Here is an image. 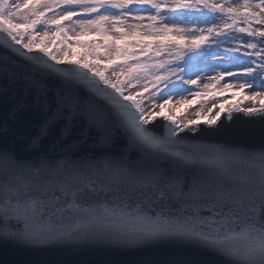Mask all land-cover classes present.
<instances>
[{"label":"snow or ice","instance_id":"6c2138e0","mask_svg":"<svg viewBox=\"0 0 264 264\" xmlns=\"http://www.w3.org/2000/svg\"><path fill=\"white\" fill-rule=\"evenodd\" d=\"M45 12L54 35L99 33L122 61L104 56L101 68L100 46L79 40L85 53L69 59V47L59 57L47 31L22 43L20 29ZM29 14L30 24L13 22ZM109 31L144 40L135 39L138 52L113 48ZM0 35L24 62L16 69L12 53L0 59L19 88L0 119V243L134 248L171 239L217 264H264V0H0ZM53 75L62 78L55 89L46 83ZM233 90L242 99L220 103L205 128L198 120L216 104L194 118L165 111L177 97L191 106ZM234 113L259 124L258 146L195 142L255 131L225 124ZM118 137L125 144L116 151Z\"/></svg>","mask_w":264,"mask_h":264},{"label":"water","instance_id":"95a60500","mask_svg":"<svg viewBox=\"0 0 264 264\" xmlns=\"http://www.w3.org/2000/svg\"><path fill=\"white\" fill-rule=\"evenodd\" d=\"M10 43H12V48H20L21 51L27 52L22 45H16L11 41ZM33 51L38 52V49L34 48ZM6 52L12 53V50L6 48L4 36L0 35V59L4 57ZM12 55L16 59L10 62L11 68L22 69L24 66L23 58L16 56L15 53H12ZM17 60L22 62L17 63ZM57 67L65 69L70 65L64 63L57 65ZM46 83L49 88L55 89L61 85L62 78L53 75L46 79ZM0 90L7 92V95L0 97V119H3L12 102L11 97L16 96L19 91L17 85H13L10 80H5L3 64H0ZM223 115L222 113L221 119H223ZM233 115L235 117L234 122L225 119L224 123H231L233 128L255 129V131L248 135H202L193 137V139L197 143L216 144L225 147L258 146L261 142L259 124L246 123L247 118L239 113ZM205 121L198 120L201 128L206 127ZM159 123L162 125L164 121L160 120ZM157 131L162 133L163 128L159 127ZM191 135L189 134V136ZM51 140V136L45 140L44 145L46 148L51 146ZM124 144L123 138L118 137L115 141L114 150L119 151ZM24 154V152L21 153V155ZM160 261H170L172 264H217V258L212 254L171 239L150 242L134 248H112L91 244L22 247L11 242L7 244L0 243V264H158Z\"/></svg>","mask_w":264,"mask_h":264},{"label":"rangeland","instance_id":"374dc122","mask_svg":"<svg viewBox=\"0 0 264 264\" xmlns=\"http://www.w3.org/2000/svg\"><path fill=\"white\" fill-rule=\"evenodd\" d=\"M18 2L24 3V0H18ZM23 11H26V10L22 9V12ZM143 15H147V14L145 13ZM51 17H52L51 12H45L44 17L41 19V22L39 24H37L34 28H28V29L21 28L20 31L23 33L22 43H27L28 39L31 36H37V37L44 36L45 31H47V36H45L46 46L51 51H53L56 55H58L59 57H63L64 50H68L69 47H70L69 59H72L71 51H75L77 53H85L86 50L83 47H81L80 44L77 43V40H79V41L93 43L95 45L100 46V49H101L100 67L101 68H103L104 64L106 63V60L103 59L104 56L110 55L113 58V60L115 61V63H117V64H119L122 61V58L115 57L114 51L113 52L106 51L105 42L101 38L99 33L88 32V33H85L83 35L76 36V35H74L73 32L69 31L68 37L54 35V33L57 32V27L55 25H52L49 22ZM32 18L33 17L29 14V18L27 21L22 20V19H14L13 22L18 23V24H25V23L30 24ZM129 22H131V20ZM62 23L64 24L66 31L68 29L74 27V25L69 24L68 22H62ZM146 23H147V20H145V24ZM220 23H221L220 21H217L218 25ZM125 30L127 31V29H125ZM76 31L77 32L79 31L78 27L76 28ZM108 35L110 38V43H111L113 48H114L115 44L117 42H119L121 45L127 44L128 51H130V52H138V46L135 43V39L144 40V37H137V38L129 37L128 40H120V38L118 36H114L111 31H109ZM17 39H21V37H17ZM62 41H66V43H62ZM147 42H149V41L145 40V43H147ZM36 43H39V39H37ZM77 58H79V57H77ZM86 59L90 63H95L97 58L94 56H87ZM141 59H143V58H141ZM129 63H131V61ZM117 71H119V69H117ZM108 74L110 75V73H108ZM122 78H124V77H122ZM133 83L135 84L136 81H133ZM140 83H143V80H140ZM136 90L139 91L140 89L138 88ZM234 92H235V90H233L232 92L224 93L223 96H218L215 100L210 99V98H205V97L196 98L197 102L191 106H188L187 104L175 105V99H179V97H177L173 100V103L170 104L169 107L165 109V111L170 110L171 113L176 115L178 119L180 118L181 113H184L189 118H194L193 117L194 112L196 110H199L201 108V105L204 106V112L206 113L208 108H211L213 104H216L217 107L213 108V111L211 114L202 115L199 118V120H207V119H210L212 117V115H214V113L219 110V104L220 103H223L225 105L227 103L233 102L234 99H242V96H238V97L234 96ZM186 99L192 100L193 98L191 96H187ZM185 108H187L186 113H185Z\"/></svg>","mask_w":264,"mask_h":264},{"label":"bare ground","instance_id":"6f19581e","mask_svg":"<svg viewBox=\"0 0 264 264\" xmlns=\"http://www.w3.org/2000/svg\"><path fill=\"white\" fill-rule=\"evenodd\" d=\"M232 103H233V102H230V103L225 104V105H224L225 108L229 107Z\"/></svg>","mask_w":264,"mask_h":264}]
</instances>
